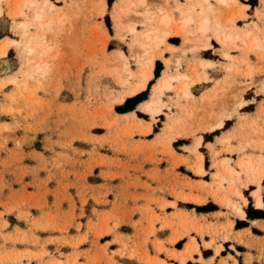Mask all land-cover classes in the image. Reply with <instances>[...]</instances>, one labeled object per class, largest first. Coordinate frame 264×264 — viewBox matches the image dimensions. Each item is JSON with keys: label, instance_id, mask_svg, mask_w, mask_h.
<instances>
[{"label": "rangeland", "instance_id": "rangeland-1", "mask_svg": "<svg viewBox=\"0 0 264 264\" xmlns=\"http://www.w3.org/2000/svg\"><path fill=\"white\" fill-rule=\"evenodd\" d=\"M51 1L55 5L52 8L45 0H36L33 5H24L22 0L0 1V43L10 41L6 54L0 55V263L30 264L35 259L38 264H120L117 255L135 257L145 263L159 261L122 239L124 235L118 231L120 223L135 225L137 222L126 216L120 219L111 210L97 209L109 203L108 194L117 192L111 183L117 178L145 187L146 182H139L141 175H156L147 174L142 166L145 160L157 159V151H149L150 143L160 145L162 150L158 152L169 155L175 163H186V168L180 169L184 176L173 172V168L169 172V190L174 197L205 204L211 196L239 216H245L242 208L246 204L251 212L253 203L263 209L264 203L262 207L257 206L255 192L261 194L264 202V99L255 114L240 111L248 105L250 110H255L251 102L255 98L250 101L244 96L260 94L264 98V0H228L222 4L211 0L218 7L212 5L210 14L223 28H234L241 38L250 34L246 38L247 45L241 38L223 44L211 36L210 41L220 44L221 55L226 60L219 65L224 75L216 80L206 68L215 67L218 62L210 61L212 64L206 68L201 64L202 51L207 50L197 40L201 33L195 25L193 33L189 34L191 38L183 34L185 40L180 47L170 45L168 40L158 47L144 38L149 28L146 16L157 19L161 7L171 14L167 7L173 2L181 5L179 0H145L143 4L139 0H113L111 4L108 0ZM184 1L187 6L197 5L195 14L207 6L201 0ZM243 1L258 5L254 20L247 21V6ZM17 5L24 11L22 15L15 14ZM36 11L42 12V20L36 19ZM22 21L27 27L19 26ZM173 21L174 25H179L175 17ZM47 22L51 25L43 27ZM131 27L136 31H130ZM254 38H260L263 45H256ZM137 40L147 41L152 46L139 47ZM167 50L172 53L171 64L164 57ZM117 51L127 56L133 75L128 74ZM188 52L194 53L192 63H189L190 68L183 69L182 58ZM152 55L156 62L164 61L165 69L156 80H150L153 83L148 91L150 82L136 94L146 91L143 95L147 94L148 98L151 90L149 98L139 106L144 112L151 113L145 104L157 98L154 86L160 77L180 73L188 77L174 81V88L164 91L160 112L151 113L149 120L140 111L138 114L134 111L124 115L117 113L121 112L117 104L130 98H127L128 91L139 81L143 60ZM249 55H253L255 61ZM211 81L213 85L201 94L196 95L199 89L194 93L192 86L196 83ZM184 83L190 85L192 95L183 94L180 88ZM252 86L254 91L248 90L246 94ZM123 96H126L124 101ZM134 104L133 101L124 108ZM234 114L238 123L218 138L217 143L222 148L208 143L213 160L209 161L207 156V169L202 165L203 171H199L203 164V153L199 150L203 134L219 133L220 128L213 130V127L221 119L226 123ZM160 117L165 119L161 121ZM153 124L155 131H160L159 138L152 142L142 140L140 137L145 138ZM231 124L232 120L226 127ZM183 142H192L186 149L194 155L193 161L175 152L173 143L176 146ZM222 151L237 153V160L220 157ZM118 154L127 156V160ZM130 159L136 162L130 163ZM209 174L211 181L206 180ZM178 176L185 178L180 185ZM199 177V180L191 179ZM97 179L105 183L94 184ZM242 187L251 189L253 203L243 195ZM233 196H238L239 200ZM90 200L95 205L91 215H87ZM165 204L175 205V202ZM138 208L146 210L143 205L131 209ZM176 216L183 231L171 237V242L195 227L194 216L189 212L179 210ZM84 218L85 224L82 223ZM156 219L158 216L154 213L149 222L154 224ZM166 224L172 225V220H166ZM197 230L202 229L197 227ZM106 234H111L113 242L120 245L118 250L110 251L108 242L100 244ZM87 242L90 248L81 250L80 246ZM22 244H40L42 249L39 252L23 250L19 248ZM48 244L70 246L72 251L69 254L59 249L50 251ZM168 255L177 257L170 250ZM80 257L85 258L84 263L78 262Z\"/></svg>", "mask_w": 264, "mask_h": 264}, {"label": "crops", "instance_id": "crops-1", "mask_svg": "<svg viewBox=\"0 0 264 264\" xmlns=\"http://www.w3.org/2000/svg\"><path fill=\"white\" fill-rule=\"evenodd\" d=\"M181 5H185L186 7H182L184 10L185 17L188 13L185 11V8H190V5L187 6V2L184 0H179ZM211 2V0H210ZM244 4L247 6V21L254 20V10L258 6H253L248 2L243 1ZM214 6L217 4L211 2ZM172 6H176L174 2ZM218 7V6H217ZM176 11V10H175ZM176 13L175 19L180 20L179 25L182 23V19L184 18L183 15H179L178 11ZM178 13V14H177ZM191 13H193L191 11ZM172 14V13H171ZM173 14V15H174ZM190 14V13H189ZM178 16V17H177ZM177 17V18H176ZM241 22V21H240ZM193 23L189 24L188 27L185 29L186 31H191L193 28ZM187 31V32H188ZM191 33V32H189ZM183 35H175L171 34L168 36L167 40L168 43L174 47H180L183 44ZM171 39V42H169ZM212 45L202 51L200 59L206 61H216L218 62L215 67H207V73L214 77V79H220L224 75V70H222L219 65L220 63H224L226 60L221 55V46L216 40H212ZM212 47V48H211ZM210 49V50H209ZM234 54H238V51H234ZM194 53L188 52L186 56H183V65L182 68H190L189 63H192V58ZM252 61L254 60L253 55H249ZM164 57L169 59L172 57V53L170 50H167L164 53ZM198 59V58H197ZM162 63V68L160 74H162L163 70L165 69L164 61L160 60ZM258 62V61H257ZM259 63V62H258ZM261 63V62H260ZM259 63V64H260ZM156 68V59L154 62L153 67V74ZM173 72V71H172ZM264 77V76H263ZM153 79L156 80V76L154 74ZM263 78L261 79V81ZM244 81V79H243ZM213 85V82L210 83L200 82L196 83L193 87V91L198 92L196 95L201 94L205 88H208ZM146 89V88H145ZM144 90V89H143ZM248 90L254 91V87H250L246 90V94L249 92ZM151 92V90H150ZM150 92L148 93V98L150 96ZM137 94V93H136ZM134 95L127 96L132 98ZM148 98L140 102H135L134 106L130 108H125L121 112H117L121 115L126 113H131L134 111L136 114L137 112H144L139 108L140 104L146 101ZM247 100L254 101V109L250 110V105L244 107L240 112L241 113H248V114H255L258 109L259 103L262 101L261 95L258 94L257 96H244ZM124 101V100H123ZM118 106H125V102L118 103ZM148 118L150 119V114L144 112ZM165 117V113L163 114ZM160 117L159 119L163 121L165 118ZM236 114L231 117L230 120L233 121L230 127H226V123L224 128L223 125L221 127H217L219 133L216 132H209L203 134V141L202 145L200 146L199 150L203 153V166L207 169V156H209V161L211 159L212 153L208 147V143L215 144L217 149L222 148L220 144H218L217 140L220 136L231 130L236 124L238 120H236ZM227 120V121H230ZM154 125L152 127V131L148 133L145 138L140 137L142 140H146L148 142H152L157 140V137L160 134V131H155ZM214 129V130H215ZM208 135H211V138H207ZM138 139V137H137ZM179 139L176 142L179 143ZM151 144V149L153 151H157L156 156L157 159L155 161L145 160L142 162V166L144 170L147 171V174L154 173L155 176L150 175H141L140 183H145V187L143 186H136L132 183V181H124L123 179L117 178V180L112 181L111 183L116 186L117 192H112V194L107 195V199L109 203L97 206L98 210H111L114 214H116L120 219L124 216L129 217L131 221L137 222L135 225L132 223L121 222L118 226V231L124 235L122 238L124 241H127L132 246L137 247L140 251L148 252V255L152 258H158L159 261L155 262L154 264H264V216H253L248 217L247 210L249 209V205L243 206V211L245 212V216L235 215L231 212L229 208L224 205H221L218 202H215L211 196L208 197L207 203L205 204H195L192 202L184 201L180 197H174L170 190H169V179L171 178L169 172H171V168H173V172H178L181 175H185L183 171L180 169L186 168V163L176 161L171 158L169 155L161 154L160 150L162 147L157 143ZM192 142H183L181 144H177L176 146L173 143V147L177 155L182 157H189L191 161L194 159V155L189 153L186 149V146L191 145ZM204 148L205 150H201ZM121 159L127 160V156L118 154ZM211 155V156H210ZM222 156H230L235 160L238 158L237 153H229L226 151H222L220 157ZM130 163L136 162L133 160H129ZM210 167V166H209ZM210 173V172H209ZM175 175H172V177ZM200 176V175H199ZM174 178V177H173ZM192 180H199V178H191ZM207 181H211V176L209 174V178L206 179ZM185 178L178 176V184L180 185L181 182H184ZM94 184H104V180H95ZM138 183V182H137ZM129 184V185H128ZM262 185H264V179L262 181ZM254 187V186H253ZM31 190V189H29ZM242 193L245 195L249 202H254L253 198L251 197V189L242 187ZM248 192V194H247ZM117 193V194H116ZM117 195V196H116ZM261 195V194H260ZM264 196V193H263ZM252 198V201L250 198ZM234 199H238V196H233ZM262 204L263 198L261 196ZM154 201V202H153ZM166 202H175V205L165 204ZM164 206H161V205ZM92 200H90V204L86 209L87 215H91ZM145 206L146 210L141 211L140 208L134 209L132 211L131 208L134 206ZM253 213L256 211H263V209H258L254 205ZM258 207H262L263 205H258ZM114 207V208H113ZM179 210H185L189 212L190 216H194L193 222L195 223V227L189 230V234H182L181 236L177 237L174 242H171V237L176 236L179 234L178 232L183 231V227L181 225V221L176 216V213ZM154 213L158 216L154 224L149 222V217L154 215ZM124 220V218H123ZM166 220H172V225H167ZM122 221V220H120ZM82 223H86V218L82 220ZM23 225V224H22ZM187 225H185L186 227ZM197 227L200 231L197 230ZM85 228L82 229L84 231ZM151 230L154 232L152 233ZM150 232V234H147ZM227 234L228 237H224ZM41 237H45L46 234H40ZM146 241V243H144ZM109 243V250L115 251L120 248V245L113 242V238L111 234L104 235L101 240L100 244ZM47 249L50 251H55L59 249V251H63L65 254H69L72 251L70 246H58L56 244H48ZM20 249H30L34 252H39L42 249L40 244L37 245H26L22 244L19 247ZM90 248L89 242L83 243L80 246L81 250H86ZM165 248V249H164ZM168 250L174 251L177 257L169 256ZM183 257L181 260L180 258ZM47 257H44L46 259ZM63 259L67 257H61ZM117 262L120 264H153L152 262H143L135 257H121L119 255L116 256ZM79 263H84L85 258L80 257L78 258ZM0 264H11V263H0ZM30 264H38L37 260L33 259ZM101 264V263H96Z\"/></svg>", "mask_w": 264, "mask_h": 264}, {"label": "bare ground", "instance_id": "bare-ground-1", "mask_svg": "<svg viewBox=\"0 0 264 264\" xmlns=\"http://www.w3.org/2000/svg\"><path fill=\"white\" fill-rule=\"evenodd\" d=\"M103 1L106 2V0H103ZM198 1L196 3H198ZM201 1L202 2L204 1V3H207L206 8H204V7L201 8L200 7L201 9L200 10H197V14H195L194 11L196 10V6L197 5L195 6V4H192L190 6V8L187 9V11L190 14L187 12L188 15L186 17H185L186 14H184V10L182 9V6L181 5L168 6L167 7L168 9H170L172 11L173 14L176 11H178V13H179L180 16L184 14V18L182 19V23L180 25H178V26L174 25V21H173L174 20V17L176 16V13L174 15L169 14L168 12H166L164 10L163 7L160 8V14H159V16L157 15L158 16L157 19L156 18L153 19L152 16H146V19L147 20H145V21H146V23L149 24V28L145 32L144 38L147 41L152 40L154 42L155 46H158L159 47L161 44H164V43L167 42V38H168L169 35H171V34L183 35L185 33L186 27H188V25L189 24H192V23L195 25V29L199 33H201V35L197 37V40L199 41L200 46H202L204 49H206V48H208V47H210L212 45V43L210 41L211 40V36H213V38L215 37L219 42H221L223 44L234 43V42H236L237 39H240L241 38L239 36V34H237L238 32L236 33V31L234 30V28H232V29H230L231 27L230 28H227V27L226 28L225 27L223 28L221 26L220 22L216 19V17H212L213 15L211 16L212 13L210 11H211V8H212L211 6L213 4L210 2V0H201ZM219 1L221 2V4L228 2V0H218V2ZM22 2H23L24 5H33L36 2V0H22ZM144 2H145V0H139V3L140 4H143ZM202 2H199V6H201V3ZM44 3L47 4V5H49L50 8H52V7L55 6L54 3L51 0H45ZM23 4H21V5H23ZM184 7H186V6H184ZM186 8H185V11H186ZM191 11L193 13H191ZM33 12H34V10H33ZM23 13H24V11L21 8H19L18 5H17V7L15 9V14L16 15H22ZM42 16H43L42 12L36 11V19H41ZM233 21H234V19H233ZM50 25L51 24L49 22H47L46 24L45 23L42 24L43 27L44 26L49 27ZM19 26L20 27H27V24L24 21H22V22H19ZM242 28L244 29V27H242ZM130 31H134L135 32L136 31L135 27H131L130 28ZM187 31H186V33H187ZM188 32L193 33L192 31H188ZM186 33H185V38L186 37L189 38V36H190L189 34H191V33H187V35H186ZM22 34H23V32H22ZM247 37H245V38L242 37L241 38V41H242V43L244 45H247L248 44V42L246 40ZM190 38H191V36H190ZM259 39L254 38L253 39V42L256 45H263V43H261L262 41H260ZM147 41L137 40L136 41V44L139 47H145L147 45H150V43H148ZM254 43H253V45H254ZM9 44H10V41L9 40H6V41L4 40V42H1L0 43V55H5L6 54L7 48L9 46ZM150 46H152V45H150ZM149 48H151V47H149ZM171 48H174V47L171 46ZM30 49H31V47H30ZM154 49H155V47H154ZM117 55H118V57L121 60L124 61L125 68L127 69L128 74L129 75H133L132 72L129 70V67H128V59H127V56H125L123 54V52H121V51H117ZM225 55L226 56H229L228 53H225ZM167 60H168V63L171 64L170 63L171 61L169 59H167ZM154 62H155V57H153V55L150 56L149 58L143 60V63L141 64L142 66L140 68L139 75H138L139 76V81L133 86V88H131L128 91L127 96L134 95V94L138 93L139 91L145 89L148 86V83L150 82V80L154 76V74H153ZM201 64H202V66L204 68H206L207 66L211 65L212 62L206 61V60H202V63ZM185 77H188V76L185 75V74H183V73L176 74V75L175 74L174 75L164 74L162 77H160L159 82L156 84V86H154L155 87V92L154 93H155V95H157V98L151 99L150 101H148L145 104L147 110L149 112H151L152 114H155V113L160 112V110H161L160 106H162V104H163L162 99H161V95L164 94V91L165 90L172 89V87L174 86V81H179V80H181V79H183ZM180 89L182 90V92H183V94L185 96L192 95L191 94V91H190V85L188 83H184L183 86H182V88H180ZM125 99H126V96H123L122 97V101L125 100ZM225 117H226V115H225ZM223 124H224V120L223 119L219 120V122L215 125V127H213V130L215 128H217V127H221ZM199 143H200V141H198V144ZM201 158H202V156H200V159ZM202 165L203 164H201L199 166V171H203ZM227 170H228V168H227ZM255 196H256L257 204L258 205H263L262 204V200H261V195H260V193L258 191L255 192Z\"/></svg>", "mask_w": 264, "mask_h": 264}, {"label": "trees", "instance_id": "trees-1", "mask_svg": "<svg viewBox=\"0 0 264 264\" xmlns=\"http://www.w3.org/2000/svg\"><path fill=\"white\" fill-rule=\"evenodd\" d=\"M108 1H109L110 4L113 2V0H108ZM161 65H162L161 61L158 60V61L156 62V68H155V76H156V77H158V76L160 75V71H161L160 66H161ZM152 83H153V81L150 82V84H149V86H148V89H147L146 91H148V90L150 89V86H151ZM146 91H143L142 93H140V94H138V95H136V96H134V97H132V98H128V99L125 101V106H127V104H129V103H131V102H133V101H134V102H140V101L144 100L145 98H147V94H146L145 96L143 95ZM125 106H123V107H117V110H118V111H122L123 109H125V108H124ZM228 123H229V121H227L226 124H228ZM216 133H217V131H216ZM247 213H248V217H253V216H264V215H263V212L260 211V210H259V211H256V213L253 214V212H251V209H250V208L247 210Z\"/></svg>", "mask_w": 264, "mask_h": 264}]
</instances>
